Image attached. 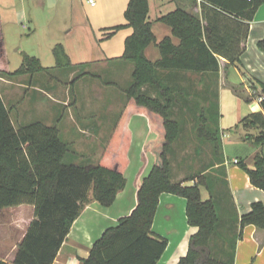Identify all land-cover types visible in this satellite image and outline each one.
I'll return each mask as SVG.
<instances>
[{"label":"trees","instance_id":"1","mask_svg":"<svg viewBox=\"0 0 264 264\" xmlns=\"http://www.w3.org/2000/svg\"><path fill=\"white\" fill-rule=\"evenodd\" d=\"M201 2L202 16L179 7L158 18V21L171 27L173 35L180 41L175 44L171 37L161 40L157 44L161 58L156 61L146 55V48L156 41L149 20V0H129L125 10L126 23L104 28L108 31L107 38L120 29H132L125 38L121 58L133 63L134 70L132 82L125 90L126 104L102 158L95 164L67 162L69 144L62 139L56 125L35 121L16 127L0 93V209L21 204L35 206V218L19 244L14 262L0 258V264H53L86 204L92 199L105 206L113 204L117 194L126 186L124 172L129 164L132 142L128 121L137 112L146 113L156 133V137L148 141L144 148V152L154 154L153 168L137 189L135 208L129 215L121 217L117 226L104 231L89 255L81 258V264H157L169 243L167 238L154 235L151 231L160 195L164 192L187 199L188 221L198 227L190 238L187 255L178 264H235L238 234L218 245L215 242L221 218L214 191L218 186V176L214 174L218 173V169H224L220 165L224 159L218 160L222 152L218 117L215 124L209 125L205 109L201 110L196 128L197 136L211 143L214 156L198 168H192L184 179L175 180L171 154L181 136L182 126L174 117V107L186 96L182 98L164 84L159 71L219 74L222 58L229 64H240L250 22L264 0ZM258 46L264 50V38L258 41ZM54 54L57 67H78L72 65L63 44L54 47ZM7 63L5 39L0 30L1 76L33 75L48 70L38 57L27 53L16 70L8 69ZM79 67L77 78L96 76L86 70V64ZM146 85L153 86L158 95L154 97L144 91ZM259 86L257 93L264 96V82H259ZM260 104L262 111L253 112L241 120L244 127L257 125L262 129L254 137L257 144L264 143V99ZM239 163L252 184L264 190V155H256L254 167L245 162ZM187 180H194L195 183L187 185ZM201 185L210 191V199H203ZM239 223V237L246 225L264 228V203L253 202L251 210L241 216Z\"/></svg>","mask_w":264,"mask_h":264},{"label":"crops","instance_id":"2","mask_svg":"<svg viewBox=\"0 0 264 264\" xmlns=\"http://www.w3.org/2000/svg\"><path fill=\"white\" fill-rule=\"evenodd\" d=\"M149 2V20L152 22L156 41L146 48V55L152 61H156L161 58V52L157 46L161 40L171 37L175 44L180 41L173 35L171 27L158 21V18L179 7L202 16V2L201 0H149ZM56 3L57 0L52 2V4ZM115 3V1L112 2L113 7L109 8V10L115 7ZM126 6H128V3L127 5L124 4L123 8H127ZM114 22L117 21H113V25L104 28L117 25ZM125 29H128L125 35L127 37L132 32V29ZM107 32L104 30L103 33L106 35ZM116 35L108 39L114 38ZM263 38L264 4L259 7L254 19L250 22L249 35L245 42L246 48L241 57V63L233 64L234 68L239 71H241L240 65L247 64L256 73V76H253L250 72L254 79L251 76H246L248 84L243 85L242 88L240 85L231 84L232 88L235 91H239L242 97L247 100H253L254 91H260L259 82H264V51L256 47V42ZM96 48L98 49L97 53L92 52L93 50L72 52L66 45L65 49L72 65H78L76 68L71 67L77 72L71 73L68 78L61 79L53 75L50 82L47 83L45 78L40 76L41 73L25 74L17 77L0 75V93L10 109L11 118L16 127L35 122L33 118L39 116V111H44L46 117L41 121L48 125L58 126L62 139L69 145L76 146L79 153L88 160L87 162H94V164L102 158L105 146L108 144L123 110L122 108L126 104V89H122L125 100L119 102L118 105L121 110L110 117L115 107L112 105V101L109 105L104 106L106 102L105 95L107 93L111 94L115 87L120 86V79L117 76V78L107 79L108 81L104 83L103 87L98 86L97 93L93 92L85 98L81 92L89 85L92 86L91 81L85 82V79L95 76L86 75L76 80L78 71L81 68L79 65L86 64L87 67L93 68L96 73L101 67H105L106 70L117 71L115 69L116 65L125 66L127 73L126 77L122 76L124 77V82H129L130 80L132 82L134 70V64L130 62L124 63L121 58L122 55L111 51L113 48L110 44L104 47L102 44L97 43ZM250 49L253 52L249 56ZM220 62L219 76L215 72L193 73L190 71L161 69L159 77L164 84L172 88L174 93L186 96L190 101L197 95L211 98L213 94L217 96L218 77L223 81L228 78L227 69L230 64L224 58ZM69 79L74 82V90L71 88L74 85L70 87ZM15 85L24 87L23 97L18 100V102H23V106H26L24 108H20V105H17L14 100L7 98V95H10L11 91L16 88ZM143 90L148 91L154 97L158 95L153 86L146 85ZM93 94L95 96L92 98L91 95L93 96ZM88 98L94 99L96 103L92 104ZM71 99L77 101V111L83 115L65 123L69 108L65 109V115L62 119H57V107L59 105L61 111L60 105H69L68 101H71ZM258 103L249 108L251 112L248 115L262 111L260 101ZM209 104L210 100L207 105ZM205 105L206 103L203 106L206 107ZM178 106H182V108H179L181 112H187L192 115L190 120L184 116L182 118L176 117L181 123L182 133L179 140L175 142L174 150L171 154L172 171L175 180H182L189 175L190 171L193 170L192 168H198L202 162L210 160L214 155L211 143L200 138L196 133L198 116L201 109L204 110L205 108L199 109L191 102H181ZM175 107L174 111L177 109ZM92 108H103V110L98 112V110H93ZM241 116L242 114L239 111V124H236L235 130L224 128L218 122L222 141V152L218 155V160L224 159V162L220 163L224 169H218V173L215 172L214 174V176H218V186L216 185L214 191L217 195L218 211L221 218L215 242L218 245L225 239L234 238L238 234L235 264H264V228L254 224L246 225L239 237L241 231L239 220L241 216L251 210L253 202L262 201L264 203V190L252 184L248 173L241 167L240 163H235V159H238L240 162H245L248 166L254 167L256 155H264V143L257 144L254 142V137L262 129L257 125L244 127L241 123L243 119ZM210 124L213 125L209 122ZM128 126L132 134V142L129 149V164L124 172L126 177L125 188L117 194L115 201L109 206H105L93 199L86 204L80 216L74 221L53 264H81V258L89 255L93 244L103 235L104 231L109 227L117 226L119 219L129 215L137 205V189L143 178L149 175L154 165V154L152 152H144V148L148 141L156 137V133L152 130L149 118L144 112L132 114L129 118ZM188 132H190V136ZM233 145L239 149V153L234 157L229 155L228 149V146ZM223 179H225V182ZM194 183V180L185 181L187 185H193ZM200 188L203 199H210L211 193L208 188L205 185H201ZM90 197L92 198V192ZM34 218L35 206L32 204H21L0 209L1 259L9 263L14 262L19 244L22 242ZM151 231L154 235L167 238L169 242L157 264H178L179 260L186 256L189 251L191 236L198 231V227L191 225L188 221L187 199L170 192L162 193Z\"/></svg>","mask_w":264,"mask_h":264},{"label":"rangeland","instance_id":"3","mask_svg":"<svg viewBox=\"0 0 264 264\" xmlns=\"http://www.w3.org/2000/svg\"><path fill=\"white\" fill-rule=\"evenodd\" d=\"M94 1L97 4L96 6H93L89 0H57L56 4L50 3L49 0H0V30L5 39L8 69L13 71L19 68L23 61L24 54L27 53L31 56L38 57L42 64L48 68L47 71L41 72L40 75L42 78H45L47 83L50 82V79L52 78L51 76L53 75L61 79L68 78L71 73L73 74L77 71L70 67L56 66L57 58L54 54V47L59 43L63 44L65 48L66 45H68L72 52H81L83 50L87 52L93 50L92 52L94 53L98 52V49L96 48L97 43L102 44L104 47L109 46L110 44L113 48V50H111L113 53H119V55H122L124 52V39L128 29H120L116 33V37L108 39L105 38L103 28L113 25V21H117L114 22L115 24L126 23V8L123 7L124 4L127 5L128 0ZM114 1L116 2L114 5L115 7L112 10H109V8L113 7L112 2ZM256 47L260 49L258 42H256ZM252 52L253 50L250 49L248 55L250 56ZM123 62L129 63L125 60H123ZM244 65L239 66L241 71L234 68L233 64L228 65V78L223 81L218 77L217 96L213 94V97L206 98L197 95V97L193 98L191 101L185 97L181 102H191V104H195L199 109L204 108L203 105L206 103L205 112L212 124H215L214 121L218 117L217 121L222 127L235 130L236 124H239V111L242 114L241 117L244 118L249 112H251L249 108L259 104V101L255 96L253 97V100H247L242 97V94L239 91H235L232 88V83L240 85L242 88L243 85L245 86L248 84L246 76H251L252 78L254 75L256 76L252 67H249L247 64ZM116 66L115 69H117V71H112L111 69L106 70L105 67H101L97 73L93 68L87 67L86 70L91 72L94 71L93 73H96V76L85 79V82L91 81L92 86L89 85V87L81 92L86 98L93 92L97 93L98 86L103 87L104 83L108 81L107 79L117 76L120 79V86L115 87L111 94L107 93V95H105L106 102L104 103V106L109 105L112 101V105L115 107L113 108L114 112L110 117H112L115 112L117 113L121 110L118 105L119 102L125 100L123 90L131 84V80L129 82H124V77H126L127 73L125 66ZM119 67L121 68L118 69ZM123 75L124 77H122ZM79 78L80 77L77 79ZM69 84L71 87L74 85V82L70 80ZM15 87L16 88L11 91V94L7 95V98H10L12 101L14 100L17 105H20V108H24L26 106L22 105L23 102H18V100L23 97L24 87H21L20 85H15ZM71 88L74 90L75 85ZM94 94L93 96L91 95L92 98L95 96ZM72 97L74 98V96ZM181 97L183 98L184 96L181 95ZM88 99L92 104L96 103L94 99ZM209 100L210 104L207 105ZM68 102L69 105L67 106L60 105L61 111L59 105L57 107V119H62L65 115V109L67 107L69 108V113L66 114L65 117V123L70 122L73 118L76 119L83 115L77 111V101L71 99V101ZM178 105L175 107L177 109L174 111V117L182 118V116H184L186 119L190 120L192 115L187 112H181L179 108H182V106L179 107ZM92 109L98 110V112L103 110V108ZM38 114L39 116L36 118L34 117L33 121H41L46 117L44 111H39ZM188 135L190 136V132H188ZM69 148L70 151L65 158L67 162L79 164L88 163V160H86L84 155L79 153L76 146L69 145ZM228 149L229 155L232 157L239 153V149H237L235 145L228 146Z\"/></svg>","mask_w":264,"mask_h":264},{"label":"built area","instance_id":"4","mask_svg":"<svg viewBox=\"0 0 264 264\" xmlns=\"http://www.w3.org/2000/svg\"><path fill=\"white\" fill-rule=\"evenodd\" d=\"M89 1H90V3L92 5H95L96 4V2L94 0H89ZM254 95L256 96V98L258 99V101H262L264 99V96L258 94L257 91H254ZM235 163H239V160L238 159H235Z\"/></svg>","mask_w":264,"mask_h":264},{"label":"water","instance_id":"5","mask_svg":"<svg viewBox=\"0 0 264 264\" xmlns=\"http://www.w3.org/2000/svg\"><path fill=\"white\" fill-rule=\"evenodd\" d=\"M55 0H49L50 3L54 2Z\"/></svg>","mask_w":264,"mask_h":264}]
</instances>
